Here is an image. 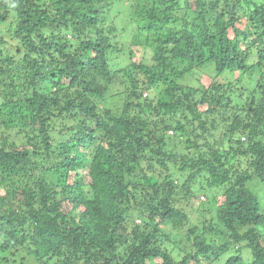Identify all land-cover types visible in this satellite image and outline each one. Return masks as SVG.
<instances>
[{"label": "trees", "instance_id": "trees-1", "mask_svg": "<svg viewBox=\"0 0 264 264\" xmlns=\"http://www.w3.org/2000/svg\"><path fill=\"white\" fill-rule=\"evenodd\" d=\"M0 25V264H264V0H0ZM210 63L255 86L178 83ZM195 185L221 197L194 222Z\"/></svg>", "mask_w": 264, "mask_h": 264}, {"label": "rangeland", "instance_id": "rangeland-1", "mask_svg": "<svg viewBox=\"0 0 264 264\" xmlns=\"http://www.w3.org/2000/svg\"><path fill=\"white\" fill-rule=\"evenodd\" d=\"M9 17H10V23H11V21H13L14 17H15L13 11H11ZM118 23H119L118 24L119 26H121L123 24L121 22H118ZM10 29H11L10 26L6 27L4 25H0V36L5 38L7 40V42L12 41L11 34L9 33ZM133 31H134V28L130 27L128 34H130L129 37H131V39L128 40L129 42H132V40H133L132 38L135 35V34L132 35ZM13 43H15V42H13ZM153 56H154V52L150 48L139 47L135 51L134 60L141 62L144 59L143 61L146 64H152L153 63V60H152ZM125 59H126V61L123 62V67H125L127 64L128 65L131 64L130 61L127 60V57ZM255 70L257 72V69H255ZM248 72L249 71L238 69L237 71H234V72H223L220 75L217 73V68L214 65V63H210V64H208L202 68L197 67L191 73H189V74L187 73V74L183 75L182 78L178 79V83L184 87H187V88L193 87V88L200 89L203 86H205V87L211 86L213 81H220L222 84H225V83L232 84L233 85L232 90H235V89L241 88V87L251 88V87L255 86L254 85L255 84V80H254L255 77L249 79L248 78ZM124 81L126 82L125 78H124ZM116 89H117V86L114 87L113 92H115ZM118 90H119V92L123 91V87L120 85V88ZM158 91H159L158 89H152L151 91H149L147 93L146 97L150 96L152 99L155 100V97L158 94ZM201 91L203 93L202 88H201ZM107 97H110L109 93H108ZM168 135H169V137H171V140L175 139L174 138L175 134L173 131H169ZM176 143L178 144V142H176ZM194 191L196 192L195 198L191 199L190 201H183L182 207L185 208L184 211H186L188 213L189 217L191 218V221L195 222L196 219L198 218V214H197L198 209L201 206V203L203 202L200 200L199 197L204 196L206 199L204 201H209L210 197L213 198L214 196H219V195L221 197V191L216 192L215 190L213 191V190H210L209 188L202 190V189H200L199 185L194 186ZM3 193H4V189L1 188L0 194H3ZM218 204H220V201H218ZM210 209H211V207H210ZM216 211H217V209L216 210L212 209V213L208 214L209 217L215 216L217 214ZM140 220L142 221L141 218H138L137 223L142 225V223L139 222ZM0 240H1V238H0ZM248 257L249 256L247 255V258ZM27 260H28V263H30V264H36L37 263L35 260H33V258H28ZM218 264H221V262H218Z\"/></svg>", "mask_w": 264, "mask_h": 264}, {"label": "built area", "instance_id": "built-area-1", "mask_svg": "<svg viewBox=\"0 0 264 264\" xmlns=\"http://www.w3.org/2000/svg\"><path fill=\"white\" fill-rule=\"evenodd\" d=\"M201 199H202V200H205V197H204V196H202V197H201ZM139 222H141V220H140Z\"/></svg>", "mask_w": 264, "mask_h": 264}, {"label": "clouds", "instance_id": "clouds-1", "mask_svg": "<svg viewBox=\"0 0 264 264\" xmlns=\"http://www.w3.org/2000/svg\"><path fill=\"white\" fill-rule=\"evenodd\" d=\"M243 139L245 140V138H243ZM201 197H202V196H201ZM201 197H199V198H200V200H201V201H204V200H202V199H201ZM205 200H206V199H205ZM140 223H142V221H141Z\"/></svg>", "mask_w": 264, "mask_h": 264}]
</instances>
